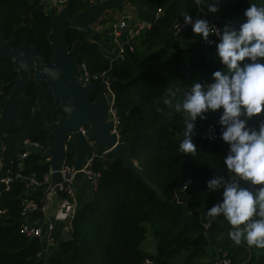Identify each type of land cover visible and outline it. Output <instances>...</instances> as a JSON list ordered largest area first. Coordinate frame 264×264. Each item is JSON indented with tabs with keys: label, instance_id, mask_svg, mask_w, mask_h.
<instances>
[{
	"label": "trees",
	"instance_id": "obj_1",
	"mask_svg": "<svg viewBox=\"0 0 264 264\" xmlns=\"http://www.w3.org/2000/svg\"><path fill=\"white\" fill-rule=\"evenodd\" d=\"M86 2L90 0H69L68 18L82 11ZM129 3L135 8L134 16L153 25L141 51L139 47L135 53L115 59L114 47L105 38L112 17L99 22L103 26L101 42L71 29L66 31L65 39L69 46L82 42L79 63L86 65L90 75H107L120 142L129 144L143 178L123 162L105 159L103 148L98 150L92 167L100 176L97 189L88 188L86 197L77 199L71 219L54 222V250L48 258H39L41 241L20 233L24 179L35 174L40 187L32 190L30 197L41 207L50 168L46 153L31 151L23 159L21 155L26 140L44 147L52 141L47 127L57 122L62 112L53 96L46 93V84L32 80L22 103L20 124L12 127L3 143L0 179H11V183L9 188L0 183V209L6 211L0 216V264H144L146 260L150 264H209L205 256L214 248L226 251L232 264H264V248L235 244L227 235L232 227L223 217L213 221L206 216V211L221 200L219 192H208L206 182L216 175L227 177L223 157L228 146L209 143L202 136L209 124L218 123L220 110L196 121L192 142L197 151L188 156L177 151L183 139L184 117L176 112L169 115L170 109L163 103L171 100L169 89L175 92L174 103L194 81H211L212 72L223 69L207 51L183 46L188 40L204 42L198 35L192 31L183 37L174 35V24L183 18L182 13L197 17L206 13L220 30L226 24L238 28L248 4L264 6V0H219L214 14L207 13V8L215 0H204L200 6L203 12L193 0ZM52 17L37 0H0V35L13 41L14 47L25 42L36 47L49 63ZM214 48L208 46L209 50ZM17 77L12 61L1 60L0 103L11 93ZM97 85L102 87L100 82ZM261 122L264 112L247 124L257 127ZM74 155L70 147L67 164H73ZM241 186L247 184L241 182ZM58 197L65 194L61 192ZM67 227L71 229L69 239L65 237ZM149 230L154 251L143 247Z\"/></svg>",
	"mask_w": 264,
	"mask_h": 264
},
{
	"label": "clouds",
	"instance_id": "obj_2",
	"mask_svg": "<svg viewBox=\"0 0 264 264\" xmlns=\"http://www.w3.org/2000/svg\"><path fill=\"white\" fill-rule=\"evenodd\" d=\"M193 3L203 12L200 6L204 0ZM218 3H209L207 13H216ZM248 5L238 28L226 24L218 30L205 18L182 13L184 25H191L192 32L205 43H212L211 35L219 37L215 48L223 69L212 72L210 83L194 81L174 103L175 92L169 89L171 100L163 103L170 109L169 115L176 112L184 117L177 151L188 156L197 151L192 142L196 121L220 110V139L228 146L223 157L227 177L216 175L206 182L209 193L221 194L206 216L213 221L223 217L232 227L227 235L235 244L243 239L249 246L264 248V122L257 127L247 124L264 112V6ZM241 182L248 186L242 187Z\"/></svg>",
	"mask_w": 264,
	"mask_h": 264
},
{
	"label": "water",
	"instance_id": "obj_3",
	"mask_svg": "<svg viewBox=\"0 0 264 264\" xmlns=\"http://www.w3.org/2000/svg\"><path fill=\"white\" fill-rule=\"evenodd\" d=\"M129 1L86 2L84 9L71 19L68 18L66 7L59 14L53 15L51 32L48 35L52 48L49 63H46L36 47L26 42L14 47L13 41L0 35V61L11 60L18 75L11 93L0 103V159L5 138L12 127L20 124L22 103L26 100L28 86L32 80L45 83L46 93L53 96L62 112L57 122L47 127L52 135V141L46 144V164L51 171L49 193H61L64 182L60 171L66 165V154L70 147L75 152L73 164L77 171V187L84 180L82 170L87 164L89 153H97L101 148L105 150V159L121 161L127 169L143 178L132 158L129 144L120 142L117 126L110 114L114 95L108 93L106 86L99 89L97 84L84 86L79 82L82 42L78 40L69 46L65 39L66 31L71 29L90 37L93 42H101L103 36L95 31V25L103 15L122 8ZM81 128L87 129L86 136L81 133ZM151 251H154V247Z\"/></svg>",
	"mask_w": 264,
	"mask_h": 264
},
{
	"label": "built area",
	"instance_id": "obj_4",
	"mask_svg": "<svg viewBox=\"0 0 264 264\" xmlns=\"http://www.w3.org/2000/svg\"><path fill=\"white\" fill-rule=\"evenodd\" d=\"M44 5L45 11L49 14L56 15L59 14L63 8L67 6L69 0H37ZM105 1V0H102ZM95 0H90V3H94ZM103 15L102 18L106 19ZM190 16V15H189ZM192 18H205L208 20L209 24L220 30L218 24L215 22L214 18L210 15L204 13L202 17L191 16ZM109 37L110 42L114 47L116 52V58H123L127 54L135 53V51L141 46L143 39L147 32H149L153 25L149 21L138 19L134 15H125L115 18V21L109 26ZM103 26L100 25L98 30H102ZM96 31V30H95ZM187 31H192L191 25H184L183 18L179 19L173 27L174 35L177 37H183ZM209 39H212L214 43L219 42V37L211 35ZM81 72L78 76L79 82L84 86L89 84L101 83L102 87L106 86L108 93H111L110 82L106 74L101 75H90L87 71L85 64H80ZM202 84L210 83L211 81L206 78H201L198 80ZM110 114L112 119H114L115 125L117 126L118 121L115 115L113 107L110 108ZM117 129V128H116ZM81 133L86 136L87 129L81 128ZM221 128L218 123H211L203 130V139L209 143H224L220 139ZM209 137H213L210 139ZM25 152L21 155V159L26 158L31 151H39L46 153L47 148L40 145L39 143H33L28 140L24 142ZM97 157L96 152H90L87 158V164L83 168L82 172L84 174V180L89 185V189L96 190L99 182V174L93 171V162ZM48 160V159H47ZM1 166V159H0ZM50 174L46 178L48 186L45 189V197L43 200V206H39L36 199L30 197L32 190L39 188L40 183L36 180L35 174L26 177L24 180L26 182L25 191L22 202V212L23 224L20 228V233L29 238H38L43 249L39 254V258H48L52 251L54 250L55 243L52 236V231L54 228V222L60 220H69L74 214V209L78 199L77 189L75 182V175L77 171L74 164H67L61 169L60 174L63 179V186H61V192L65 194V197L59 198L58 195L54 193H49L50 191ZM20 178V176H18ZM0 183L4 184L6 188H9L11 179H0ZM248 186V185H247ZM185 190V187H183ZM56 197V198H55ZM55 198V199H54ZM47 200V202H46ZM46 203V204H45ZM45 204V205H44ZM5 210L0 209V216L5 214ZM42 215L41 219L34 221L32 217L34 214ZM206 227H209L207 225ZM70 227L65 230V237L70 238ZM51 249V252H50ZM209 264H232V260L229 254L220 249L214 248L206 261ZM144 264H150L149 260H146Z\"/></svg>",
	"mask_w": 264,
	"mask_h": 264
},
{
	"label": "rangeland",
	"instance_id": "obj_5",
	"mask_svg": "<svg viewBox=\"0 0 264 264\" xmlns=\"http://www.w3.org/2000/svg\"><path fill=\"white\" fill-rule=\"evenodd\" d=\"M135 13V8L134 6L131 4V3H128V4H125L122 6V8L120 9H117V10H114L112 12H109L106 14V19H110V17L113 18V21L112 22H109L108 26L113 23L115 21V18H119L121 16H125V15H133ZM103 17V16H102ZM101 17V18H102ZM101 18L100 20L98 21V23L95 25V30L96 32H99L101 33L102 30H98V28L100 27L99 25V22L101 21ZM102 34V33H101ZM185 36V35H184ZM107 40L110 39L109 35H106L105 37ZM212 41V40H211ZM184 47H196V48H200L202 50H205L208 52V54L210 56H212L215 60H219L218 57L216 56V49L214 48L215 47V43L212 41L211 44L209 43H205V42H199V41H193V40H188L184 43L183 45ZM208 46H212L214 49L213 50H209L208 49ZM141 47L139 48V51H141ZM152 232L151 230L148 231V235H147V240L145 241V243L143 244L144 245V249H148L150 246H152L153 244V239H152ZM242 243H246L243 241H241ZM247 244V243H246ZM249 246V245H248ZM254 248H256L255 246H252ZM50 252H51V249H50Z\"/></svg>",
	"mask_w": 264,
	"mask_h": 264
},
{
	"label": "crops",
	"instance_id": "obj_6",
	"mask_svg": "<svg viewBox=\"0 0 264 264\" xmlns=\"http://www.w3.org/2000/svg\"><path fill=\"white\" fill-rule=\"evenodd\" d=\"M88 188H89L88 183L86 181H82V183L80 184V187H78V189H77L78 199H83L84 197H86ZM41 217H42L41 213L40 214H34L33 217H32V220L37 221V220L41 219ZM245 245H246V243H245ZM143 247H144V245H143ZM152 248H153V244L148 249L151 250ZM211 251H212V249H209L207 255L205 256V260L206 261L208 260L210 254H211Z\"/></svg>",
	"mask_w": 264,
	"mask_h": 264
}]
</instances>
